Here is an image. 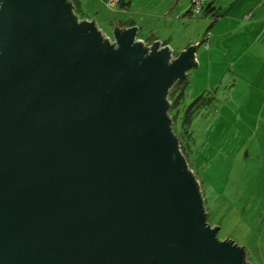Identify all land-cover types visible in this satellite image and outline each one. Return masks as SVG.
<instances>
[{"label": "water", "instance_id": "1", "mask_svg": "<svg viewBox=\"0 0 264 264\" xmlns=\"http://www.w3.org/2000/svg\"><path fill=\"white\" fill-rule=\"evenodd\" d=\"M69 0H0V264H247L208 222L168 93L197 67Z\"/></svg>", "mask_w": 264, "mask_h": 264}, {"label": "rangeland", "instance_id": "2", "mask_svg": "<svg viewBox=\"0 0 264 264\" xmlns=\"http://www.w3.org/2000/svg\"><path fill=\"white\" fill-rule=\"evenodd\" d=\"M69 2L78 23L94 21L110 44L116 42L117 27L133 22L139 37L153 40L149 45L168 42L173 56L198 45V66L187 73L185 103L191 105L202 96L210 101L200 100L182 138V120L178 129L175 113H170L174 134L198 180L208 222L220 228L219 238L243 246L247 264H264V0L260 10L247 11L253 15L250 21L242 12L236 27L228 9H221L226 13L213 22L207 14L210 0L203 17L193 13L192 0H120L113 9L109 0ZM247 4L241 0L238 5ZM221 19L225 22L218 26ZM223 28L222 41L218 38ZM208 31L212 40L206 46Z\"/></svg>", "mask_w": 264, "mask_h": 264}, {"label": "trees", "instance_id": "3", "mask_svg": "<svg viewBox=\"0 0 264 264\" xmlns=\"http://www.w3.org/2000/svg\"><path fill=\"white\" fill-rule=\"evenodd\" d=\"M208 1V0H207ZM111 8V7H110ZM222 10H217L216 8L213 7V5H208L207 8V14H210L214 17V21L216 22L217 20H219L222 16H224V14L226 13V11H224L223 13L221 12ZM194 13V12H193ZM252 13H248L246 14L245 20L246 21H250L252 19ZM129 24H132L130 22H128ZM133 26V25H132ZM212 26V25H211ZM211 28V27H210ZM209 28V29H210ZM209 35V39L212 40L211 36L212 33L211 31H208L205 35V37H207ZM205 40V39H204ZM164 45H167L166 43L163 42ZM188 79L186 78L185 81H183L179 86H175L172 90H171V94H170V99H172V107L170 110V113L173 115V113H175L173 116L175 118V120H177L175 122L176 127L179 129V122H181V125L184 128V133H182V136L178 134L179 138L184 137L185 135V129L187 130L189 128V125L191 123V120L195 114V112L199 109L200 107V100L203 101L205 99H207L208 101H210V98H204L203 96L200 97L195 103L191 104V105H187L185 103V96H186V88H187V84H188ZM182 109H184V113L182 114ZM174 126V129L176 128ZM177 129V130H178ZM181 141V139H180ZM182 144V141H181ZM182 147V146H181ZM185 147V146H184ZM214 226V225H212ZM220 229V228H219Z\"/></svg>", "mask_w": 264, "mask_h": 264}, {"label": "crops", "instance_id": "4", "mask_svg": "<svg viewBox=\"0 0 264 264\" xmlns=\"http://www.w3.org/2000/svg\"><path fill=\"white\" fill-rule=\"evenodd\" d=\"M210 1H212V3L210 4V5H213V7L214 8H216L217 10H225V9H228V10H230V12H229V14H231V15H233L231 18H232V26H235L236 27V24H237V18L238 17H240V14L243 12L244 13V16L246 15V14H248L249 12H247L249 9H251V8H253V7H257V9L259 8V10L261 9V8H263L261 5H260V0H248V4L247 5H238L239 4V2L241 1V0H210ZM189 4V3H188ZM227 4H228V7H227ZM186 7L188 8V7H190L189 5H186ZM237 8H239V9H237ZM240 8H242V9H240ZM189 13H191V11H189ZM261 16H259V18H260ZM224 20H220L219 21V23L217 24L218 26H220L221 24H224ZM130 23H132V24H129V23H127V24H125V25H123V26H121V29H123V28H127V27H130V26H132V25H136L135 23H133V22H130ZM216 25V26H217ZM215 26V27H216ZM215 27H214V29H215ZM212 28V27H211ZM214 31V33H215V30H213ZM222 33H224V35H219V38L218 39H221L222 41L224 40V38L226 37V32H225V28H223L222 29ZM138 38L139 39H142L143 41H145V42H147V43H151L152 41H149L148 39L146 40L145 38H142V37H139L138 36ZM156 40V39H155ZM164 43H166L167 45H169V43L168 42H164ZM210 50H212V49H210ZM210 52V51H209ZM261 136H263L264 137V135L263 134H261ZM262 145V144H261ZM248 257H249V255H248ZM250 258V257H249ZM250 260V259H249Z\"/></svg>", "mask_w": 264, "mask_h": 264}, {"label": "built area", "instance_id": "5", "mask_svg": "<svg viewBox=\"0 0 264 264\" xmlns=\"http://www.w3.org/2000/svg\"><path fill=\"white\" fill-rule=\"evenodd\" d=\"M120 0H109L108 5L112 9L115 8ZM207 0H192L193 12L197 17H203V10L206 6ZM206 46L210 45L211 39H209V35L205 37Z\"/></svg>", "mask_w": 264, "mask_h": 264}, {"label": "clouds", "instance_id": "6", "mask_svg": "<svg viewBox=\"0 0 264 264\" xmlns=\"http://www.w3.org/2000/svg\"><path fill=\"white\" fill-rule=\"evenodd\" d=\"M147 43V42H146ZM148 45H149V43H147ZM174 57H176V56H174Z\"/></svg>", "mask_w": 264, "mask_h": 264}]
</instances>
